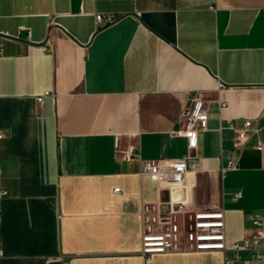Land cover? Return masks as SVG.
I'll return each instance as SVG.
<instances>
[{
	"label": "crops",
	"instance_id": "1",
	"mask_svg": "<svg viewBox=\"0 0 264 264\" xmlns=\"http://www.w3.org/2000/svg\"><path fill=\"white\" fill-rule=\"evenodd\" d=\"M197 95L206 129L188 148L175 131ZM0 133V264H264L138 255L142 203L168 197L140 172L157 158L185 160L174 196L222 208L227 246L258 214L264 247V0H0ZM114 137L138 157L118 159Z\"/></svg>",
	"mask_w": 264,
	"mask_h": 264
},
{
	"label": "built area",
	"instance_id": "2",
	"mask_svg": "<svg viewBox=\"0 0 264 264\" xmlns=\"http://www.w3.org/2000/svg\"><path fill=\"white\" fill-rule=\"evenodd\" d=\"M97 26H105L114 21L111 15H94ZM49 33V28L47 34ZM30 33L26 32V39ZM42 51L50 50L51 42L45 39L40 46ZM218 89H223L221 83ZM49 95L43 91L35 100L38 105L43 98ZM225 106L219 102V109ZM207 113L204 102L200 96H195L184 108L180 127L175 133L181 134L187 141L188 148L196 145V134L206 129ZM249 121H244L242 127L233 130L232 150L226 158L225 165L221 169H233L236 167L233 158L234 150L247 138ZM2 133H0V138ZM264 145V139L258 140L255 148L260 150ZM114 154L122 161H128L132 157H138L132 147L122 149L117 137L113 141ZM140 172L147 176L160 188L165 190L168 197L161 201L142 203L140 209L141 231L139 238L138 255L144 261L152 256L165 253L180 252H224L232 253V260H237L242 251L251 252L254 260L261 261L264 258V247L262 246L261 217L258 214H249L246 219L251 224L249 234L240 240L232 241L228 246L224 234V214L222 208L211 210H197L189 208L186 200L174 196L176 191L185 188V160L169 161L164 158L144 159L140 161ZM114 192L118 188L113 189ZM239 197V193L234 194ZM3 256L0 248V258ZM72 259H67L64 264H71ZM225 264H230L225 261Z\"/></svg>",
	"mask_w": 264,
	"mask_h": 264
}]
</instances>
